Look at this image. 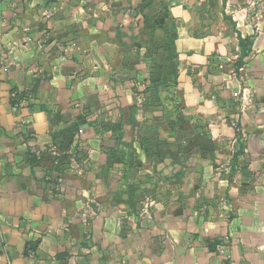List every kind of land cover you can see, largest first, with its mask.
<instances>
[{
    "label": "crops",
    "instance_id": "crops-1",
    "mask_svg": "<svg viewBox=\"0 0 264 264\" xmlns=\"http://www.w3.org/2000/svg\"><path fill=\"white\" fill-rule=\"evenodd\" d=\"M0 264H264V0H0Z\"/></svg>",
    "mask_w": 264,
    "mask_h": 264
},
{
    "label": "rangeland",
    "instance_id": "rangeland-1",
    "mask_svg": "<svg viewBox=\"0 0 264 264\" xmlns=\"http://www.w3.org/2000/svg\"><path fill=\"white\" fill-rule=\"evenodd\" d=\"M247 49H248V47L246 46V45H244ZM241 55H242V53H241ZM241 59V58H240ZM240 61V60H239ZM238 61V62H239ZM237 62V63H238ZM237 65V64H236ZM167 105H170L171 106V101H170V99H166L165 100V105H164V110H165V112H166V108H167ZM165 118L164 119H171V114H170V110L168 111V112H166L165 113ZM169 117V118H168ZM189 129H187V128H185V129H181V132H180V134H181V136H182V138H185V137H187L188 135H189ZM171 132H172V128H165L164 129V132L162 133V135H169V134H171ZM155 143L153 142L152 143V145H149L150 147H151V149H152V151H153V153L154 154H156L157 155V157L158 158H164L161 162L162 163H165L166 162V158H168V155H169V152H170V149L169 148H160V146H156V145H154ZM154 145V146H153ZM180 150H181V163H185L186 161H188V156H189V151H188V146L185 144V143H182L181 145H180ZM158 152V153H157ZM159 154V155H158ZM170 154H171V152H170ZM165 155V156H164ZM152 158L154 159V156H152ZM160 162V163H161ZM150 165H151V162H150ZM137 166V165H136ZM134 164H133V167L135 168L136 167ZM164 167H167V165H164ZM160 182L161 183H164V180H159V179H157L156 180V184L157 183H159L160 184ZM151 183H152V181H151Z\"/></svg>",
    "mask_w": 264,
    "mask_h": 264
},
{
    "label": "trees",
    "instance_id": "trees-1",
    "mask_svg": "<svg viewBox=\"0 0 264 264\" xmlns=\"http://www.w3.org/2000/svg\"><path fill=\"white\" fill-rule=\"evenodd\" d=\"M241 43H242V55L240 61L236 65L237 70H239L245 64V58L248 57L251 52L250 50L251 39H245V40L242 39ZM244 45H246L248 49ZM20 100L21 98H18L17 94L15 93V96L12 97V104L16 105L20 102ZM33 158L35 161L38 159L36 155H34ZM37 245L38 243H34V244L29 243L26 249L27 255H29L31 251H35Z\"/></svg>",
    "mask_w": 264,
    "mask_h": 264
}]
</instances>
